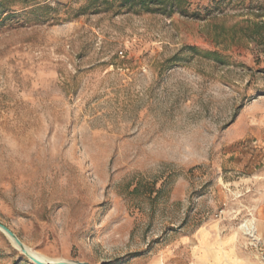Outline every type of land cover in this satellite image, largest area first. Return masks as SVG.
I'll use <instances>...</instances> for the list:
<instances>
[{
    "label": "rangeland",
    "instance_id": "obj_1",
    "mask_svg": "<svg viewBox=\"0 0 264 264\" xmlns=\"http://www.w3.org/2000/svg\"><path fill=\"white\" fill-rule=\"evenodd\" d=\"M187 1L0 0V223L41 260L264 264V0Z\"/></svg>",
    "mask_w": 264,
    "mask_h": 264
},
{
    "label": "trees",
    "instance_id": "obj_2",
    "mask_svg": "<svg viewBox=\"0 0 264 264\" xmlns=\"http://www.w3.org/2000/svg\"><path fill=\"white\" fill-rule=\"evenodd\" d=\"M95 3L98 0H92ZM107 1V0H103ZM124 3H129L130 7H134L136 5H140V7L146 11H159V12H168L173 13L175 11L184 12L186 10V5L188 4L187 0H123ZM106 4V3H105ZM253 37L259 38L261 42H264V21L260 23H256L253 30ZM208 55H212L217 57L218 54L208 53Z\"/></svg>",
    "mask_w": 264,
    "mask_h": 264
},
{
    "label": "water",
    "instance_id": "obj_3",
    "mask_svg": "<svg viewBox=\"0 0 264 264\" xmlns=\"http://www.w3.org/2000/svg\"><path fill=\"white\" fill-rule=\"evenodd\" d=\"M0 230L13 242V244L21 250L29 259H31L35 264H90L87 262L80 261H60V262H45L41 260L35 253H33L21 239L7 226L0 223Z\"/></svg>",
    "mask_w": 264,
    "mask_h": 264
},
{
    "label": "bare ground",
    "instance_id": "obj_4",
    "mask_svg": "<svg viewBox=\"0 0 264 264\" xmlns=\"http://www.w3.org/2000/svg\"><path fill=\"white\" fill-rule=\"evenodd\" d=\"M244 227H246V226H244ZM250 230H251V231H250L251 233H252V232L254 233V231H255V227L252 226V227L250 228ZM48 262H51V263L54 262V263H56V262H60V261L49 260Z\"/></svg>",
    "mask_w": 264,
    "mask_h": 264
}]
</instances>
